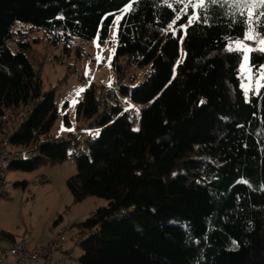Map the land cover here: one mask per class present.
<instances>
[{
    "label": "trees",
    "instance_id": "16d2710c",
    "mask_svg": "<svg viewBox=\"0 0 264 264\" xmlns=\"http://www.w3.org/2000/svg\"><path fill=\"white\" fill-rule=\"evenodd\" d=\"M130 2L0 0V143L11 132V149L32 154L9 168L30 171L73 156V202L107 201L77 224V236H86L77 243L80 264H264V192L237 183H264V94L251 93L246 102L242 58L224 50L225 36H242L243 26L229 27L220 9L192 25L181 43L168 29L170 9L155 0L134 5L117 31V87L102 97L91 84L76 109V120L100 134L88 136L85 153L72 154L80 130V140L51 135L57 108L54 88L43 89L47 52L63 64L76 41H105L115 19L109 14ZM186 19L173 26L177 37ZM181 45L187 56L173 79ZM75 54L80 59L82 49ZM133 66L149 69L136 87L124 84ZM66 69L65 78L74 71L71 63ZM117 91L140 107L139 119L117 105ZM232 239L239 250H229ZM0 241L15 238L0 231Z\"/></svg>",
    "mask_w": 264,
    "mask_h": 264
},
{
    "label": "rangeland",
    "instance_id": "374dc122",
    "mask_svg": "<svg viewBox=\"0 0 264 264\" xmlns=\"http://www.w3.org/2000/svg\"><path fill=\"white\" fill-rule=\"evenodd\" d=\"M114 32L117 33V26L113 21L107 39L105 41L99 39V48L95 43L98 37L89 41H76L72 53L63 64L54 60L52 52H47L52 63L45 64L42 82L45 91L54 88V102L57 108V120L51 129V135L54 137L67 138L83 126L82 122L76 120V109L83 98L84 91L76 97V90L82 87L86 89L94 84L99 87L101 96L105 97L109 89L117 87L118 80L112 67L114 57L112 50L117 47V35L114 39ZM36 36L42 38L41 34ZM77 47L82 49L80 59L75 54ZM98 52L103 59L96 67H91L87 57L96 60ZM184 52L181 45L179 59H184ZM109 56L112 57L111 66H109ZM67 63L72 64L74 71L65 78ZM86 67L89 73L87 76L85 75ZM148 70V68L140 69L136 66L128 68L124 84L138 86ZM129 78L132 79L131 83H128ZM109 81H111V87H109ZM247 82L246 79L244 83ZM116 98L118 106L124 110L128 109L127 113L139 119L140 107L133 103L130 97L117 91ZM73 99L77 100L74 105L71 103ZM130 104L133 107L129 108ZM137 109H139L138 114ZM84 125L86 130L81 131L82 139L77 142V145L72 143L68 154L77 151L85 153L88 133L91 132L92 140L97 138L95 135L97 130L100 133V127L92 130L87 123ZM62 126L66 129L65 131H61ZM76 174L77 166L73 156L62 163L41 165L30 171L14 168L4 171L2 190L7 197H0V231L12 234L16 242L28 247L30 243V245L36 243L35 245L43 246L54 240L59 241L61 236L64 237L61 249L53 251L47 258L40 257L35 262L20 264H80L79 258L82 251L77 243L86 236H77L79 231L77 224L83 222L96 209L106 207L108 203L105 199L97 197H87L82 202L74 203L67 180ZM9 245L8 241L1 242L2 249L7 250ZM0 264H16V262L0 251Z\"/></svg>",
    "mask_w": 264,
    "mask_h": 264
},
{
    "label": "snow or ice",
    "instance_id": "6c2138e0",
    "mask_svg": "<svg viewBox=\"0 0 264 264\" xmlns=\"http://www.w3.org/2000/svg\"><path fill=\"white\" fill-rule=\"evenodd\" d=\"M141 0H131L130 3L126 4L125 7L119 10V12L114 15V23L117 26V31L119 30L121 20L124 16L135 11L134 5L140 3ZM156 6H166L170 9L174 16L173 19L168 24V29L172 31V37L178 38L181 43H184L187 35L188 29L199 23H207L210 16V10L213 8H218L223 12L225 17H229V27L243 26L242 36H225V40L228 42L226 52L238 54L242 59L239 64L240 71V87L243 90L246 102H248L249 93L252 92L256 95L264 94L261 92L264 89V63H256V56L260 55L264 57V0H155ZM183 17H186V23L180 25L184 29V35L177 37L176 30L173 28L178 21H181ZM107 17H105L106 19ZM58 19H64L63 16L58 17ZM103 22V21H102ZM161 31H164L161 29ZM117 33H113V38H116ZM99 37L97 38L96 46L99 48ZM112 55H115V49L112 50ZM183 55L186 57L187 53L184 52ZM96 63L99 64L102 61V56L99 52L96 55ZM109 66H111L112 57L109 56ZM184 62L183 59H178L176 61V67L173 68V79L176 78L177 67ZM88 70L86 67L85 75L87 76ZM247 79V83L244 81ZM171 83V81H169ZM109 87H111V81H109ZM85 91L82 87L75 92V96L79 97L80 93ZM71 103L74 105L77 103L76 99H73ZM206 103L201 99L200 104ZM133 105H129V108ZM128 111V109H125ZM137 114L139 109L136 110ZM242 127V126H241ZM66 129L61 127V131ZM67 131H72V129H67ZM133 131H139V128L133 129ZM99 130L96 131L95 135H99ZM175 175V173L173 174ZM201 183V181H197ZM238 184H245L250 189L254 191L264 192V183H261L258 189L253 188L252 184L247 179H241L237 181ZM240 197H237L239 200ZM210 230H214V226H210ZM207 234H205L204 239L207 240ZM191 239V238H190ZM195 243L199 244V240ZM240 245L234 239L231 240L230 251L239 250ZM196 264H200L199 259H197Z\"/></svg>",
    "mask_w": 264,
    "mask_h": 264
},
{
    "label": "built area",
    "instance_id": "2783aa9c",
    "mask_svg": "<svg viewBox=\"0 0 264 264\" xmlns=\"http://www.w3.org/2000/svg\"><path fill=\"white\" fill-rule=\"evenodd\" d=\"M88 63L91 67H96V60L88 58ZM115 89V88H114ZM136 124V119L133 118V125ZM80 131H84V129H80ZM11 132H7L2 137V142L0 143V193L2 190V185L4 183L3 173L6 169H8L12 164L17 162L26 161L27 159L32 157L31 151L27 149H11L8 143V136ZM75 140L81 139V134L78 132L73 134ZM64 241V237L61 236L60 240L51 241L43 246H37L34 248H28L23 243L18 242H10L8 249L1 248L0 241V251L3 255H8L20 264L22 262L32 263L38 260V258L43 257L47 258L53 251L60 250L62 247V242Z\"/></svg>",
    "mask_w": 264,
    "mask_h": 264
},
{
    "label": "crops",
    "instance_id": "0c3cea01",
    "mask_svg": "<svg viewBox=\"0 0 264 264\" xmlns=\"http://www.w3.org/2000/svg\"><path fill=\"white\" fill-rule=\"evenodd\" d=\"M88 58H90V57H88ZM91 59H92V58H91ZM83 124H84V123H83ZM92 130H93V129H92ZM75 133H76V132H75ZM73 134H74V133H72V135H73ZM88 135L92 136L91 132H89ZM15 242H16V241H15ZM30 244H31V243H30ZM30 244H29L30 247L26 246L25 244H24V245H25L26 247H28V248H34V247H37V246H38V245H35L36 243H34V244H32V245H30ZM15 262H16V261H15ZM16 264H17V262H16Z\"/></svg>",
    "mask_w": 264,
    "mask_h": 264
}]
</instances>
